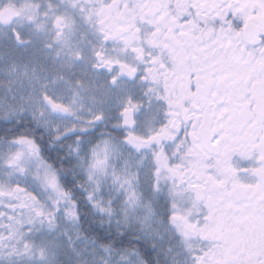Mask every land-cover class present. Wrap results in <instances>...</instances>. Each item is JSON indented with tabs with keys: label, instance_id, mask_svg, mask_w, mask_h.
<instances>
[{
	"label": "snow or ice",
	"instance_id": "1",
	"mask_svg": "<svg viewBox=\"0 0 264 264\" xmlns=\"http://www.w3.org/2000/svg\"><path fill=\"white\" fill-rule=\"evenodd\" d=\"M0 264H264V0H0Z\"/></svg>",
	"mask_w": 264,
	"mask_h": 264
}]
</instances>
